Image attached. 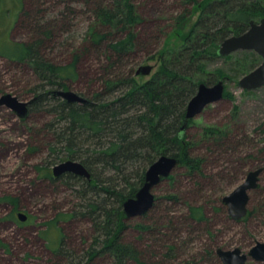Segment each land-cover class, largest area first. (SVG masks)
Returning a JSON list of instances; mask_svg holds the SVG:
<instances>
[{"label": "trees", "instance_id": "1", "mask_svg": "<svg viewBox=\"0 0 264 264\" xmlns=\"http://www.w3.org/2000/svg\"><path fill=\"white\" fill-rule=\"evenodd\" d=\"M41 1L21 0V26L30 29V38L22 43L8 44L9 51L1 53L13 61L28 63L38 80L33 88V96L37 99L29 105L28 116L43 115L45 118L40 127L31 131L33 138L43 143L48 151L45 158L48 164L43 165L42 170L47 165L74 159L81 161L91 173V179L70 172L56 178L52 172L44 174L53 183L61 181L76 194L70 211L61 212L55 219L56 224L79 218L89 220L94 231L93 245L84 246L80 254L71 251L63 237L62 244L54 251L55 259H59L56 264H83L85 259L91 261L100 255H106L110 264H166L180 255L182 244L193 241L184 236L191 226L194 232L200 224H209L206 206L196 203L195 199L188 202V211L183 217L186 227L182 233L176 212L170 208L163 211L157 224L138 223L136 226L156 238L161 247L153 254L144 250L146 241L140 249L124 237L128 218L123 203L135 197L145 183L148 168L162 155L180 158L176 169L184 168L186 175L198 179L205 176L209 157L198 150L199 142L211 149V153L225 154L235 148V142L230 141L234 131L231 121L225 125H205L200 141L181 128L188 103L200 83L216 82L225 74L218 69L215 71L217 77H203L208 63L219 56L220 43L232 34L244 32L252 19L263 18L264 0H186L184 11L177 14L172 29L165 32L158 54L147 57H157L160 64L144 83H139L135 69L138 63L135 51L139 45L147 44L139 40L138 24L142 18L135 0H79L92 1L95 23L89 26L85 40L70 53V61L66 63L49 57V48L62 38L61 29L50 17L52 12L39 10V6H44ZM199 10V18L192 24ZM175 35L181 39L180 45L168 48ZM60 43L61 46L73 45L66 38ZM90 52L96 54L101 64L98 69L94 68V82L89 89L85 87L76 92L91 103L69 102L49 93L54 89L74 90V82L80 76L78 63ZM245 52L258 60L255 51ZM223 99L233 102L232 118L237 120L239 106L235 103V95L225 91ZM241 134V139L250 137L245 130ZM174 177L173 171L167 179ZM258 189L250 194L247 220L253 217L264 221V195H254ZM11 199L18 205V199ZM165 199L175 202L180 196L177 193L156 195L153 207L142 216L152 214L161 205L160 200ZM172 229L177 233V240L172 237ZM200 255L203 257L200 264L208 263L214 249L206 247ZM160 256L165 259H155ZM185 264H194V261Z\"/></svg>", "mask_w": 264, "mask_h": 264}, {"label": "rangeland", "instance_id": "2", "mask_svg": "<svg viewBox=\"0 0 264 264\" xmlns=\"http://www.w3.org/2000/svg\"><path fill=\"white\" fill-rule=\"evenodd\" d=\"M185 1L135 0L142 18L138 24L139 40L147 42L146 45H139L135 51L138 61L135 69L146 64L154 65L151 74H136L139 83H144L157 70L159 59L147 57L158 54L166 33L174 25L175 17L184 11ZM40 3H44V6H39V10L42 8L52 12L50 17L54 18L57 27L61 29L62 38L55 46L49 48V57L59 63H66L70 61V53L85 40L84 35L89 26L95 23L92 1L86 3L79 0H42ZM70 7L75 9L71 10ZM191 7L188 4L187 8L191 10ZM22 9L21 0H0V97L11 93L20 100L27 101L34 97L33 88L38 83L31 66L26 62L13 61L1 53L9 51L11 46L8 44L22 43L30 38V29L21 26ZM52 9L55 11H51ZM200 14L201 11L194 14L192 24L198 20ZM65 38L73 45L58 44ZM180 43L181 39L175 35L168 43V48L177 47ZM245 51H236L230 58L218 56L208 63L203 75L205 79H212L217 77L216 70L222 69L225 72L216 82L207 84L213 85L224 79L225 91L235 95V103L239 106L237 120L232 118L233 102L221 99L208 105L187 129L191 138L200 141L205 125H225L231 121L234 131L230 141L235 142V148L225 151V154L220 152V155L211 153V149L199 142L200 148L197 149L209 154L205 176L193 179L186 175L184 168H175L174 179L164 178L153 189V193L158 197L177 193L180 200H160L161 205L159 204L158 209L149 216L137 215L127 219L128 228L123 232L126 240L140 249L146 241L144 250L155 254L161 249L160 245L150 233L142 232L141 228L136 226L138 223L157 224L163 211L170 208L176 212L177 225L182 233L186 227L183 217H186L188 202L195 199L196 203L206 206L209 224H200L194 232L191 226L184 236L194 242L182 244L180 255L166 264H185L189 260L200 264L203 261L200 253L206 247L213 248L214 255L208 258V263L203 264H223L217 249L241 247L244 252H249L257 241L264 242V221L253 217L248 220H235L229 215L228 207L223 201L224 196L243 182L251 170L264 167V86L248 91L238 84L242 76L262 62V58L257 54V60ZM100 64L93 52L80 60V76L74 82L75 91L85 87L89 89L94 82V68L98 69ZM44 119L43 115L23 118L12 108L0 106V264H56L59 259H55L54 251L62 244L60 242L63 237L66 245L68 243L71 251L75 253L80 254L84 246L89 248L93 245L94 231L89 220L71 218L61 220L58 224L55 222L61 212L70 211L71 201L75 199L76 194L61 181L53 183L44 175L46 171L53 172L55 165H47L45 170L41 168L48 164L45 159L48 151L43 143L33 138L31 131L40 127ZM242 130L247 131L250 137L241 139ZM39 144L42 146L39 147ZM260 176L258 193H254L258 194V197L264 195V169ZM255 189L251 190L250 194ZM11 198L18 199L19 211L29 215L27 220L19 218ZM154 228L158 233V228ZM167 232L168 230L165 234ZM171 232L174 233H171L173 239L177 240L174 229ZM155 259L164 260L165 256ZM108 261L106 255H100L91 261L85 259L82 263L110 264ZM248 264H264V261L250 257Z\"/></svg>", "mask_w": 264, "mask_h": 264}, {"label": "water", "instance_id": "3", "mask_svg": "<svg viewBox=\"0 0 264 264\" xmlns=\"http://www.w3.org/2000/svg\"><path fill=\"white\" fill-rule=\"evenodd\" d=\"M239 50H253L262 58V62L252 71L242 76L239 80V86L244 90H255L264 86V18L260 21L252 20L250 28L239 35H231L224 39L218 48V55L228 57ZM154 65L146 64L136 70L137 75H149L152 73ZM49 93L62 97L69 102L91 103L89 99L71 89H54ZM225 83L224 79L219 80L213 85L205 82L200 83L197 93L191 98L187 106L184 125L181 131L185 132L191 120L195 119L208 105L218 102L224 98ZM37 97L31 100H20L11 93L0 97V106L12 108L21 117H27L29 114V105ZM180 158L169 155H162L154 161L146 172L144 185L136 193L135 197L126 199L123 203V211L127 218L143 215L151 209L156 201V195L153 189L161 182L163 178L169 177L177 167ZM264 167H258L251 170L246 178L231 192L224 196L223 201L228 207L229 215L235 220H241L248 214V205L250 200V191L259 185L260 175ZM73 173L75 175L91 179V173L87 167L78 160L67 159L57 163L53 167L54 176H60L63 173ZM19 218L23 221L27 219L25 213H20ZM223 264H248L250 257L264 261V242L257 241L249 250L244 252L241 247L233 249H217Z\"/></svg>", "mask_w": 264, "mask_h": 264}, {"label": "flooded vegetation", "instance_id": "4", "mask_svg": "<svg viewBox=\"0 0 264 264\" xmlns=\"http://www.w3.org/2000/svg\"><path fill=\"white\" fill-rule=\"evenodd\" d=\"M197 12H200V10L197 11ZM198 18H199V17H198ZM263 18H264V17H263ZM261 19H262V18H261ZM261 19H258V20H257V19H252V20L260 21ZM252 20H251V21H252ZM196 21H197V20H196ZM251 21H250V22H251ZM249 28H250V23H249V27H248L244 32H246ZM244 32H242V33H244ZM242 33H240V34H242ZM232 35H239V34H232ZM52 174H53V176H54V173H53V172H52ZM63 174H65V173H63ZM63 174H62V175H63ZM60 176H61V175H60ZM54 177L56 178V177H59V176H54ZM12 204H13L14 209H17V210H18V216H19V214L22 213L21 211H19V207H18V206H19V202H18V205H15V203H12ZM23 213H24V212H23ZM25 214H26V213H25ZM26 215H27V214H26ZM28 217H29V215H27V219H28ZM27 219H26V220H27Z\"/></svg>", "mask_w": 264, "mask_h": 264}]
</instances>
